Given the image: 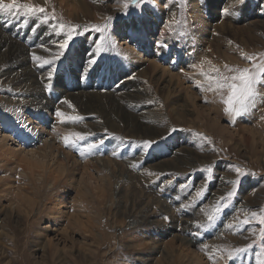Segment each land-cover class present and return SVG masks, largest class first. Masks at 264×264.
<instances>
[{
	"label": "rangeland",
	"instance_id": "1",
	"mask_svg": "<svg viewBox=\"0 0 264 264\" xmlns=\"http://www.w3.org/2000/svg\"><path fill=\"white\" fill-rule=\"evenodd\" d=\"M99 4L95 10L100 15L98 19L79 21L68 17L53 2L46 5L45 13L40 15L50 17L54 14L57 25L66 26L65 31L77 27L82 33L75 38L78 53H84L87 45L95 47L97 41L106 38L112 42V53L124 59H120V65L114 70L111 67L105 79L103 76L96 78L99 68L89 70L82 77L79 71L82 53L80 62L67 59V64L58 63L52 86L61 90H86L100 84L106 91L118 93L120 88L136 96L140 95L138 86H145L148 92L144 97L153 102L150 109L162 115L159 133L145 138L140 136L135 143L132 139L119 151L114 150L117 152L114 157L109 153L111 141L103 137V133L101 137L97 133H83L86 139L80 142L81 146L90 141H104L93 150L101 151V155L85 153L80 156L78 149L72 148L77 164L70 171L71 175L60 176L61 182L51 181L56 174L43 175L39 179L36 171H28L19 154L0 150V264H258L264 260V223L260 222L264 217V73L258 77L255 107L233 121L223 111V99L228 90L202 91L208 84L196 67L191 71L185 69L179 76L183 84L178 87L180 93L175 84L171 87L156 84L158 69L145 74L135 67L141 80L139 85L123 83L133 71L113 31L121 26L120 39L129 41L132 38L137 44H144L143 34L157 36L166 22L164 33L175 35L181 45L189 43L185 35L195 36L191 42L193 48L182 49L186 56L195 54L198 57L194 58L196 65L202 66L204 71L214 65L230 76L235 74L231 69H255L257 64L264 63V0H245L243 5L237 0H133L127 10L123 0H99ZM130 24L133 27L130 28ZM93 25L101 30L97 31ZM8 30L20 31L19 26L13 24ZM24 39L31 45L26 37ZM138 50L160 66L167 65L169 57L174 58L178 66L181 63L180 55L173 57L174 49L168 55L158 56L156 47L148 43L146 49L138 47ZM71 52L72 46L66 55ZM248 56L254 59L249 61ZM61 60L63 58L58 61ZM92 72L95 73L89 76ZM185 86L191 93L189 100L185 97ZM114 87L117 89L113 90ZM49 93L50 89L45 94L47 98L57 104L64 103L60 101L61 93L54 92L51 97ZM92 96H89L90 101L99 110L104 97ZM115 98L105 108L122 103L121 98ZM57 109L61 108L26 110V114L36 125L34 128L41 132L44 129L52 132L54 128L63 131L57 125L66 123H61L55 115ZM62 111L68 115L64 107ZM84 119L87 121H80L81 125L104 121L102 116L101 119L84 116ZM7 120L15 122L19 134L12 136L9 146H14L15 140L26 147L28 142L37 141L24 123L12 116H7ZM3 126L0 122L2 133H12L11 129L5 131ZM84 127L81 126V130ZM102 128L106 132L109 130ZM173 128L177 131L171 132ZM165 136L167 138L162 139ZM145 139L159 143L145 152L139 146ZM130 151H140L134 159L143 161L144 166L128 167L124 160L118 159ZM171 151L177 153L178 161ZM96 157L109 159L107 170L95 167ZM160 158H167L168 163H159ZM237 167L248 175L238 180ZM83 172L95 179L94 185L85 180L84 185L79 183L85 178ZM63 177L69 179L64 181ZM233 190L235 195L223 201L228 207L211 227H204L208 223L207 215L219 198L227 197ZM198 191H203V195L197 197ZM252 212H256L257 217L243 224V219L250 217ZM151 241L166 246L172 257L168 259L151 252ZM250 244L252 247L247 248ZM237 248L246 251L230 257Z\"/></svg>",
	"mask_w": 264,
	"mask_h": 264
},
{
	"label": "bare ground",
	"instance_id": "2",
	"mask_svg": "<svg viewBox=\"0 0 264 264\" xmlns=\"http://www.w3.org/2000/svg\"><path fill=\"white\" fill-rule=\"evenodd\" d=\"M5 2H9V0H5ZM19 2L31 3L33 6L42 7H45L46 5H49L50 2H53L61 12L66 14V16L74 17V19H78L79 21L88 20L90 18L98 19L100 17V15H98L99 13H95V10H98V8L100 7L99 0H19ZM0 11L3 12V14L0 13V122L5 126V131L10 129L12 130V133L6 134L5 132L2 133L0 129V150L6 151L9 154H19L21 162L25 164L28 171H36L39 179H42L43 175L56 174L51 177V181L58 180L59 182H61L60 176L63 174V176L71 175L70 171L74 169L77 164L74 154L71 152L72 148L65 146L63 143V137L65 135H68L72 132L81 131L82 134L97 133L99 137H101L100 134L103 133V137H106L111 141V150L109 153L112 155L114 150L119 151L120 148L125 144L128 145L132 141V139V142L135 143L138 141L140 136L142 138H145L148 135L159 133L158 125H160V122L162 121V115L150 109V107L153 105V102L150 101L149 98L144 97V95L148 92L147 87L138 86V92L140 93L139 96L130 94V91L123 92L120 88L118 93H114L113 91H106L107 89H102V86L100 84H97L98 86L95 89L86 90H61L59 88L53 87L52 85L54 73L56 71L58 63L67 64V59H69L70 61L75 60L76 62H80V55L83 53V51L81 53H78V51H76L75 49V43H73L72 52L63 57V60L57 61L55 69L48 65L39 67L38 62L32 60V53L50 59L51 56L58 51V49L56 48V44L60 39L63 38L67 31H64V33H60L58 35L57 31L54 30L58 29L59 27L56 21L49 19L48 22L45 23L43 22L44 16L40 14H37L34 17H19V15L13 16L10 13H6L2 10ZM12 24L18 25L20 31L15 32L8 30V27ZM33 27H35L34 31L30 32L29 29L32 30ZM129 27L131 28L133 27V25L130 24ZM153 28L154 26L149 29V33ZM21 30L26 31L25 33H21ZM164 31H166V22L161 25V29L159 28L157 36H155L154 34L152 35L151 33L147 34L145 32L143 34L144 38L146 39V41H144V44H141L142 42L140 44H137L134 40L132 41V38L128 39L129 41H127V39H120L119 34L121 36V26L118 27L115 32L113 31L116 43L118 44L120 50L122 52H125V54L127 55V59L130 60V69L133 71V75L125 77L123 83L128 82L134 85H139L141 80H139L138 75L135 73V69L137 68L139 71H142L145 74L150 73V71L152 70L155 71L156 69H158L159 74L155 76V80L157 81L156 84L163 83L166 87H171L175 84L177 89L178 87L183 85L179 82V76H181L186 71L185 69H189V71L195 69L193 65H196V59L194 58H196L197 56L195 57V54L193 56H186V53L182 48H187L188 50L192 49L193 46H191V42L192 40H194L193 38L195 36L193 37L191 36V34H189L188 36L185 35L184 39L189 43H186V46H184L178 42L179 40L177 41V37L175 35L174 37L169 34L167 35V33H164ZM153 36H155L154 39ZM24 37L29 40L28 42L31 45H29L25 41ZM151 40L154 41V46L152 45ZM157 40H162L170 45L168 49L164 50V53L166 55H168L172 49H174L173 57L175 56V54L180 55L179 62L181 63L179 66L174 63L175 59L170 57L167 65L160 66L156 63V61L154 62V60L149 61L148 56H146V54H144L142 51L138 50V47L146 49L148 43L151 47H155V42ZM197 49L199 48L197 47ZM94 52L95 47L89 45L85 47V52L82 54L83 60L79 65V71L82 77L85 76V74L90 70L89 61L91 59L95 58L98 60L99 66L97 68H99V71L96 73L97 79H99L101 76H103L102 79L108 77L111 73V67L114 70L116 65H120V59H124L123 57L112 53V50H109L107 54H100L99 57H95ZM159 53L160 49L156 48L155 54L160 56ZM113 55H116L114 61H112ZM49 71H53V76L51 79L48 78ZM93 73L95 72L90 73L89 76ZM173 81H175V83ZM189 81H191V79ZM184 88L185 90L182 88V91H185L186 99H191V93L187 91L186 86ZM48 89H50L49 95L52 93L54 94V92L61 93L62 96L60 101L64 102L66 100L69 103L57 104L56 101H54L52 98H47L45 94H47ZM99 89H101L102 91H100ZM116 89L117 87L113 88V90ZM179 90L181 89H178V91ZM166 91L168 92L169 89H167ZM92 94L94 95V97H101L100 99L104 97L103 100L105 101L101 103L99 107L100 111L97 109L98 106L93 105L92 101H90L89 96H92ZM114 97L121 98L120 100L122 103L115 107H112L111 109H109L108 107L105 108V106H107L106 104L108 102L110 103V101L113 100ZM166 99L167 98H165V100ZM132 100H134V105H131ZM69 104L71 105V107L69 106ZM63 107L68 111V115H79L83 117V119H81L80 121H87L86 119H84V116H87L88 119L94 117L96 118L97 116H99V119H101L102 116L104 121L99 120L98 124L96 125L90 124L89 122H85V125H81L79 123L80 121L68 122L66 123V125H57L61 126V128H63V131H57L58 129L54 128L52 132L50 130L47 131V129H44L42 130V133L37 128H34L36 125L33 124L32 119H29V116L27 117L26 114V110H29V112L40 108H44L45 110H48V108H61L60 110H62ZM174 114L179 115L176 111H174ZM7 116H12L16 121L24 123L28 130L35 137L34 139H36L37 141H32L31 143L28 142L29 145L26 147L19 144L18 140H15L14 142L11 141L15 145H12L13 147L9 146V142L12 136H19V134L16 130L17 128H15L13 124L15 122L7 120ZM23 118L26 120H24ZM100 123H102V125L99 126ZM81 126H85V129L81 130ZM102 126L108 128L109 130H111V132H109V130L108 132H106V130L102 128ZM148 138H150V136ZM116 151L115 153H117ZM138 153H140V151H137L135 153H132L130 151L129 154L125 156L121 155L122 158L118 159L120 161L124 160L125 165L128 167L134 165H137L136 167L144 166L143 161L141 162V160L134 159L138 155ZM180 153L181 152H179V154ZM171 154L173 156L177 155L175 151H171ZM91 155L100 156L101 151H93L91 152ZM175 158L177 159L176 161L179 160L177 156ZM167 160V158H160L158 161H160L159 163L165 164L168 163ZM95 164V167L98 170H100L99 168L101 167L107 170L109 159L105 161L100 157H96ZM83 175L85 178H82L79 183L84 185L85 180L88 184H91V186L95 184V179L92 176L88 174L86 175L84 174V172ZM223 176L224 175H221V177ZM65 179L68 180L69 177L64 178V181ZM228 179L229 177H226V180ZM223 180L222 182H224ZM88 184L86 185L87 188ZM99 186L101 187V185ZM110 203H112V201ZM183 217L185 216L181 215L182 220H185V218ZM151 246V252L158 253L160 256L165 255L168 259H170L169 256L171 255L170 252H168L166 246L155 245L154 241H151Z\"/></svg>",
	"mask_w": 264,
	"mask_h": 264
},
{
	"label": "snow or ice",
	"instance_id": "3",
	"mask_svg": "<svg viewBox=\"0 0 264 264\" xmlns=\"http://www.w3.org/2000/svg\"><path fill=\"white\" fill-rule=\"evenodd\" d=\"M133 2V0H123L124 8L127 10V8L130 6V3ZM237 3L240 5H243L245 3V0H237ZM0 10L10 13L11 15H23V16H30L34 17L37 14L45 13V8L42 6H33L31 3H21L19 0H9V2H5V0H0ZM225 11H227L225 9ZM55 20L56 17L53 14L52 16L45 15L44 21L45 23L48 22V20ZM111 19V18H109ZM65 25L63 23L59 24L58 29H54L57 31V34L64 33L65 31ZM105 27H108L107 23L105 24ZM93 28H95L97 31H100L101 29L93 25ZM79 35H82L78 31L77 27H71L68 28L66 34L63 36L62 39L59 40V42L56 44V48L58 51L51 56V58H45L39 55H36L35 53H32V60L35 62H38L39 67H43L44 65H48L53 67L55 69L56 62L60 60L61 58L65 57L68 52L71 51V46L73 43H75V38ZM113 47L112 42L108 39H102L101 41H97L95 45V52L94 56L99 57L101 53L107 52L110 50V48ZM155 47L157 49H160V55L164 54V50L168 49L170 45H168L166 42L162 40H157L155 42ZM247 59L249 61H252L254 59L253 56H248ZM210 63V62H209ZM90 64V70L95 71L98 65L97 59H91L89 61ZM193 67H196L198 71L205 77L207 81V88H202V91H217L221 89H227L228 93L227 96L223 99L224 104V113L227 114L233 121L240 117L241 115L248 113L251 108L255 107L254 99L257 96L256 86L259 82L258 77L260 73H264V63L257 64L255 66V69L250 68H243V69H231L232 72L235 74L233 75H226L220 71L219 68L216 66H212L209 68L208 71H204L202 66L193 65ZM227 67V66H226ZM216 73V75H210L209 73ZM53 76V71H49L48 78L51 79ZM199 85V82L197 84ZM64 103H69L68 101H64ZM71 107V105L69 104ZM55 115L60 119L61 123H68V122H79L83 117L79 115H66L65 112H63L60 109H57L55 112ZM177 129L173 128L171 129V132H175ZM171 132L168 133V135H171ZM201 135V134H197ZM167 136L163 137L162 139H166ZM86 139L85 135L82 134L79 131L72 132L68 135H65L63 137V143L67 147H71L74 149H78L80 156H84L85 153H91L93 150H96L99 148L100 145L104 143V141L98 140L96 142H89L81 146L80 142L84 141ZM159 143L158 140H148L145 139L142 141L140 147L145 152H148L151 150L152 147L157 145ZM113 156L116 155L115 152L112 153ZM235 171L237 173V179L243 178L247 173L242 171L239 167L235 168ZM234 181L233 183H235ZM197 197H200L203 195V191H198L196 193ZM235 195V190L229 191L227 193V197H220L219 201H217V204L215 207L212 208V211L210 214L207 215V225L204 227H211L213 222L217 220V217L223 212L225 208L228 207L227 204H224L223 201H225L227 198H231ZM257 217L256 212H252L250 217H245L242 221L243 224H248L250 220L255 219ZM165 220H168V217H164ZM261 223H264V217H261ZM229 227H232V225H229ZM252 245H248L247 248H251ZM245 248H237L233 252H231L229 255L230 257H234L238 253L245 252ZM258 264H264V260L258 261Z\"/></svg>",
	"mask_w": 264,
	"mask_h": 264
},
{
	"label": "trees",
	"instance_id": "4",
	"mask_svg": "<svg viewBox=\"0 0 264 264\" xmlns=\"http://www.w3.org/2000/svg\"><path fill=\"white\" fill-rule=\"evenodd\" d=\"M123 33H126V32H123Z\"/></svg>",
	"mask_w": 264,
	"mask_h": 264
}]
</instances>
